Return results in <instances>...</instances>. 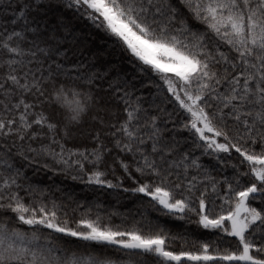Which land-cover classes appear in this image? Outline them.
I'll use <instances>...</instances> for the list:
<instances>
[{
	"label": "snow or ice",
	"instance_id": "snow-or-ice-1",
	"mask_svg": "<svg viewBox=\"0 0 264 264\" xmlns=\"http://www.w3.org/2000/svg\"><path fill=\"white\" fill-rule=\"evenodd\" d=\"M29 167L148 198L142 226L73 227ZM188 262L264 264V0H0V264Z\"/></svg>",
	"mask_w": 264,
	"mask_h": 264
},
{
	"label": "trees",
	"instance_id": "trees-1",
	"mask_svg": "<svg viewBox=\"0 0 264 264\" xmlns=\"http://www.w3.org/2000/svg\"><path fill=\"white\" fill-rule=\"evenodd\" d=\"M61 10L68 19H72V10ZM75 26L78 30H91L93 33H97V30L91 28V26L85 29L83 23L81 22H75ZM102 35V33H98L97 40L90 41L91 47L85 48L84 56L81 58H86L97 51H103L107 47V45L100 42L99 37ZM122 67L128 69L129 66L124 64ZM150 91H153V89L146 88L142 90L144 95H147ZM203 162L205 164L211 163L206 157L203 158ZM230 172L231 170L229 169L228 174H230ZM213 174L217 175L218 178L220 176V173L214 172ZM26 175L31 178L33 183H38L42 187H47L52 193V196L56 198L58 202L63 200L66 194H70L74 198L75 202H79L85 206L75 212H73L72 209L76 208V203H71L68 208V217L71 221H73V227H75V221H78L81 218V214L85 212L88 207H92L93 211L89 215V218L95 219V214L99 211L105 218L104 223H108L110 214L116 212L119 215L111 216V225L113 227L119 225L121 229H130L135 225V221L141 219L140 212L144 211V209L139 208L138 205L146 202L148 199L142 197V195L133 196L131 193H124L121 189H101L98 186H89L80 181H73L71 176H66L63 173L53 176L51 172H46L44 170L35 172L32 167H29L27 168ZM128 186H131V181L126 180L125 187ZM57 188L61 189V191L57 192ZM219 203L220 202L217 201V205H219ZM96 204L102 205V208L96 209L94 206ZM147 214L149 220L159 223L167 232L170 233V235H180L188 238L186 243L184 241H177L175 243L169 241L172 243V247L176 251L180 250L181 244H184L186 249H191L194 240L211 241L215 238L214 232L205 230L194 223L193 221H195L197 217L191 216V214H189L191 219L186 218L185 220L176 219L172 216L161 215L160 213L151 210H149ZM122 217H127V219H123ZM61 218L63 219V216H61ZM135 226L141 227L142 224ZM188 264H192V262H188Z\"/></svg>",
	"mask_w": 264,
	"mask_h": 264
}]
</instances>
